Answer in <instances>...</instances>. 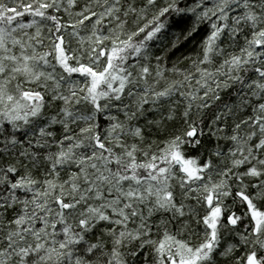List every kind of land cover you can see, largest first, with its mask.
<instances>
[{
    "label": "snow or ice",
    "instance_id": "6c2138e0",
    "mask_svg": "<svg viewBox=\"0 0 264 264\" xmlns=\"http://www.w3.org/2000/svg\"><path fill=\"white\" fill-rule=\"evenodd\" d=\"M0 264H264V0H0Z\"/></svg>",
    "mask_w": 264,
    "mask_h": 264
}]
</instances>
